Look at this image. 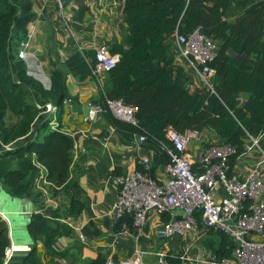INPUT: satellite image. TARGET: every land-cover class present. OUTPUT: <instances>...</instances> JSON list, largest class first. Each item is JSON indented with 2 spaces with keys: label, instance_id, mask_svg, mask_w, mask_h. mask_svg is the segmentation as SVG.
<instances>
[{
  "label": "trees",
  "instance_id": "16d2710c",
  "mask_svg": "<svg viewBox=\"0 0 264 264\" xmlns=\"http://www.w3.org/2000/svg\"><path fill=\"white\" fill-rule=\"evenodd\" d=\"M124 2L129 48L109 49L121 57L107 73L104 90L108 99H123L137 108V124L108 114L111 126L127 137L145 136L146 144L157 151L155 166L169 163L163 151L167 130L185 133L211 129L224 144L237 150L229 161L228 176H232L249 136L264 135V0ZM33 18L32 0H0V143L9 147L0 152V181L15 198H23L38 183L53 192L72 187L74 138L59 124L52 127V118L33 131L48 104L61 116L63 104L69 99L64 72L53 73L48 90L29 75L26 62L18 56ZM196 30L213 40L218 50L208 64L214 77L213 91L207 95H193L180 82L171 66L167 43L176 34L188 36ZM65 63L70 71L87 78L93 76L96 59L75 55ZM243 94L250 95L245 103H241ZM83 209V203L70 198V214H80ZM195 220L198 227H204L200 213ZM207 229L220 240L213 250L215 256L230 258L235 246L232 239L221 231ZM124 230H137L131 216L117 221L115 231ZM29 232L35 238L45 237L46 246L53 249L58 231L44 222L41 212L33 215ZM10 246L9 224L0 216V264H4ZM105 261L99 255L93 264Z\"/></svg>",
  "mask_w": 264,
  "mask_h": 264
},
{
  "label": "crops",
  "instance_id": "0c3cea01",
  "mask_svg": "<svg viewBox=\"0 0 264 264\" xmlns=\"http://www.w3.org/2000/svg\"><path fill=\"white\" fill-rule=\"evenodd\" d=\"M62 1L63 12L54 2L32 0L30 56L25 62L29 75L40 80L48 90L55 71L66 74L69 99L63 104L62 115L58 116L55 107L48 104L33 131L41 122L52 118V125L59 124L64 133L74 138L72 187L53 192L38 183L23 198H15L0 181V216L9 224L11 237V258L7 264H93L99 255L105 259L124 260L134 251L144 253V264H211L215 256L213 250L219 247L220 240L207 227L196 226L185 235L167 237L162 233L166 223L181 217V211L163 215L150 211L136 231H115L117 220L109 213L118 196L113 177L141 170L139 158L145 156L153 159V175L163 183L168 179L166 166H155L156 149L148 144L138 146L135 135L127 137L116 131L108 114L99 115L90 123L84 121L89 105L100 100V88L92 75L81 78L65 63L75 55L93 59L100 45L108 46L110 51L129 48L124 0ZM167 43L171 66L180 82L193 95H207L209 87L183 58L175 38L168 39ZM111 55L116 62L120 60V54ZM213 77L214 73L210 75L211 86ZM107 80L105 75L104 85ZM249 96L243 94L241 103ZM203 135L206 143L223 144L211 129L203 131ZM5 149L9 147L3 146L0 152ZM262 151L264 135L259 139V148L245 151L237 160L233 175L244 177L253 171L262 159ZM202 152L203 146L191 145L189 159L195 172L204 168L200 163ZM261 172L264 179V166ZM214 196L221 200L224 195L216 189ZM71 197L84 204L80 214H70ZM39 212L44 222L58 231L53 249L46 246L45 237L35 238L29 232L31 219ZM257 238L264 240V233ZM31 253L34 254L31 256ZM169 258L172 259L170 263Z\"/></svg>",
  "mask_w": 264,
  "mask_h": 264
},
{
  "label": "built area",
  "instance_id": "2783aa9c",
  "mask_svg": "<svg viewBox=\"0 0 264 264\" xmlns=\"http://www.w3.org/2000/svg\"><path fill=\"white\" fill-rule=\"evenodd\" d=\"M46 1L54 2L61 12L64 11L62 0ZM30 38L28 33L21 43L18 55L21 60L27 61L30 56ZM175 41L189 66L213 91L210 75L214 71L208 64L216 55V43L200 30L188 36L176 34ZM95 59L93 77L100 88L101 97L98 102L89 105V114L84 121L90 123L99 115L112 114L120 120L136 125L137 108L123 99H108L104 90L103 77L117 63L108 46L97 47ZM165 138L163 151L169 158L166 165L168 179L163 183L159 182L152 173L153 159L140 157L141 170L113 177L118 196L109 213L117 221L131 216L134 225L139 228L150 211L160 215L181 211L180 218H174L165 224L162 233L167 237L185 235L192 231L197 226L196 214L200 213L205 227L221 231L231 238L235 245L230 258L218 259L214 256L211 264H264V240L257 238L264 233V179L261 172L264 166V151L261 161L248 175L228 176L229 161L237 152L233 145L206 143L203 132L196 130L179 133L169 129ZM259 139L260 137L249 136L245 146L246 152L259 148ZM136 143L143 146L146 144V137L136 136ZM192 144L203 146L200 163L204 168L201 172H195L189 159ZM216 189H220L224 195L221 200L214 196ZM143 256V252L134 251L127 259L107 258L104 264H144ZM10 258L11 252L8 249L4 264H7Z\"/></svg>",
  "mask_w": 264,
  "mask_h": 264
},
{
  "label": "water",
  "instance_id": "95a60500",
  "mask_svg": "<svg viewBox=\"0 0 264 264\" xmlns=\"http://www.w3.org/2000/svg\"><path fill=\"white\" fill-rule=\"evenodd\" d=\"M217 52H218V50L215 51V53H217ZM89 110H90V108L88 107L87 110L85 111V117H88ZM2 147H3V145L0 143V149H2Z\"/></svg>",
  "mask_w": 264,
  "mask_h": 264
}]
</instances>
